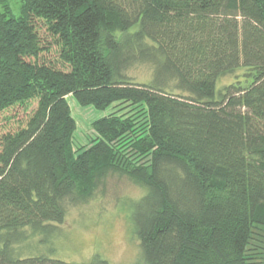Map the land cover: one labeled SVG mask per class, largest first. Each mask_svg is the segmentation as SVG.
Instances as JSON below:
<instances>
[{
	"label": "trees",
	"instance_id": "obj_1",
	"mask_svg": "<svg viewBox=\"0 0 264 264\" xmlns=\"http://www.w3.org/2000/svg\"><path fill=\"white\" fill-rule=\"evenodd\" d=\"M16 1L0 0V114L36 106L0 134V264H110L19 245L113 177L142 189L120 205L134 264H264V0ZM68 96L141 119L109 113L84 145Z\"/></svg>",
	"mask_w": 264,
	"mask_h": 264
},
{
	"label": "rangeland",
	"instance_id": "obj_2",
	"mask_svg": "<svg viewBox=\"0 0 264 264\" xmlns=\"http://www.w3.org/2000/svg\"><path fill=\"white\" fill-rule=\"evenodd\" d=\"M9 2L13 14H17V1ZM50 56H55L54 49L51 50ZM130 76L140 82L146 81L149 77L148 71L143 67L130 70ZM231 81L232 75L220 79L221 84ZM67 100L76 121L75 139L84 145L93 135L92 123L109 113L116 112L115 114L131 117L134 121L141 119L139 109L130 111L116 105L101 111L92 106H81L70 96ZM35 106L36 103L33 102L27 111L15 106L2 112L0 134L24 126ZM108 182L110 184L108 189L103 192L96 191L89 202L69 206L58 230L45 242L40 243L36 239L19 245L20 255L46 254L67 262H84L97 254L110 264H134L140 260L138 239L131 229L129 207L120 205L125 200L137 198L142 189L127 177H113L108 179Z\"/></svg>",
	"mask_w": 264,
	"mask_h": 264
}]
</instances>
